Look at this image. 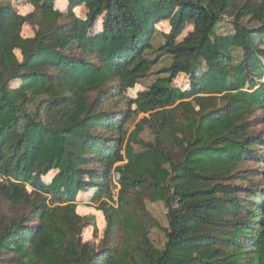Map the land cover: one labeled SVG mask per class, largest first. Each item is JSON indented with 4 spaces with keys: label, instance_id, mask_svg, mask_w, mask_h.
<instances>
[{
    "label": "trees",
    "instance_id": "trees-1",
    "mask_svg": "<svg viewBox=\"0 0 264 264\" xmlns=\"http://www.w3.org/2000/svg\"><path fill=\"white\" fill-rule=\"evenodd\" d=\"M14 1L35 11L22 16L0 2V264H264V131L256 129L264 126V0H67V13L55 0ZM81 6L85 19L73 14ZM224 15L233 30L221 35ZM29 21L35 34L25 38ZM162 22L170 31L159 51L173 62L133 100L148 116L126 140L121 115L99 112L89 95L139 85ZM181 74L189 90L172 87ZM39 97L45 120L28 112ZM145 124L150 142L139 138ZM249 161L262 171L242 173ZM95 175L100 183L88 180ZM87 192L107 220L99 250L80 238L87 221L75 202ZM145 200L168 210L162 250L149 237Z\"/></svg>",
    "mask_w": 264,
    "mask_h": 264
},
{
    "label": "rangeland",
    "instance_id": "rangeland-1",
    "mask_svg": "<svg viewBox=\"0 0 264 264\" xmlns=\"http://www.w3.org/2000/svg\"><path fill=\"white\" fill-rule=\"evenodd\" d=\"M255 1V0H253ZM3 4H9L12 8H14L20 15L26 16L30 13H33L35 9L26 2H16L14 0H0ZM54 10L67 13V0H55L54 1ZM73 14L75 17L80 19H85L87 10L84 6L77 7ZM41 15H37L34 20L41 21ZM232 21H234V17L224 15L222 20L217 24V32L221 35L229 34L233 30ZM29 21L25 23L22 28V35L25 38L33 37L35 34L34 25ZM245 24L255 26L256 22L253 21L251 16H248L244 21ZM157 33L154 34V38L152 40L153 49L146 53L147 58L149 60L154 61V66L152 67L150 73L146 78L140 81L139 85L135 86L133 89H128L125 91H118L117 84L114 83L115 87L112 85L106 86L104 89L100 91L93 92L89 95L91 102H99L98 111L102 113L110 114L113 118L119 117V120L125 121V132L127 134L126 140L132 134V132L136 129V125L148 115L138 114L136 113V106L132 104L133 100H135L138 96V93L143 92L147 88H149L152 84H154L158 79L164 78L167 74L164 73V70L172 64V58L169 55L161 54L159 48L164 44L163 34H167L170 31V25L168 22H162L156 25ZM101 30V21L96 23L94 31L99 32ZM193 30L192 25H188L186 30L184 31L181 39L187 36L189 32ZM19 55V54H18ZM238 57V54H235ZM204 70V68H203ZM191 80L186 75H179L172 82L173 88H179L182 90L190 89ZM47 99L45 97L37 98L33 104L28 107V112L32 115H39L40 118L45 120V102ZM257 132H263L264 126L259 125L256 127ZM98 134L105 135L101 129L98 130ZM107 136H113V134L108 133ZM117 138V134H115ZM139 138L144 142H150L153 140V136L151 134V130H149L148 125L145 124L144 131L139 135ZM127 142V141H126ZM125 142V144H126ZM112 146H115L114 143H111ZM134 151L139 153L142 151V147L138 144L132 143ZM125 148V147H124ZM122 150V155L125 156V150ZM173 157L175 161H179L182 159V154L178 151V149L173 150ZM118 165H122V163L116 164L113 168V172L111 174L110 185L113 188L114 195L117 201L118 193L121 189V185L119 183V175L115 173V168ZM89 170H102V165H91ZM251 170H256L257 172L262 171V164L256 163L254 161H249L245 163L240 171L244 174H248ZM56 175L55 171L49 173V176H45L43 181L45 184H50L52 177ZM95 179L91 177H87L88 180H92V182L100 183L101 180L97 175L94 176ZM253 182H259V177H254L251 179ZM233 184L238 186H247L248 183L244 181L233 182ZM29 192H32L29 189ZM96 193H79L76 198V213L82 218L85 219V224L83 230L80 234V238L83 243H90V245L99 250L102 248V245H105V230L107 227V220L100 209L99 205L101 201L95 200ZM251 199V198H250ZM260 199L256 200V203L259 204ZM49 204H52V201H48ZM110 205L114 207H118L117 203H111ZM53 206V205H51ZM145 206L149 213L151 222L147 223L151 228L149 237L154 246L162 250L167 242L166 239V228H168V219L167 213L168 210L165 204L162 201L152 202L150 200H145ZM157 223V224H156ZM156 224V225H155ZM118 242V241H117Z\"/></svg>",
    "mask_w": 264,
    "mask_h": 264
}]
</instances>
